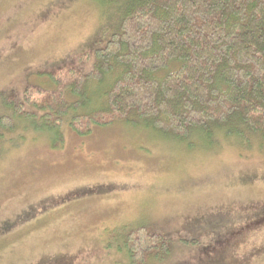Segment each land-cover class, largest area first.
Segmentation results:
<instances>
[{
    "label": "rangeland",
    "instance_id": "1",
    "mask_svg": "<svg viewBox=\"0 0 264 264\" xmlns=\"http://www.w3.org/2000/svg\"><path fill=\"white\" fill-rule=\"evenodd\" d=\"M113 11L108 0H0V103L24 89L40 98L28 81L75 60ZM29 138L0 147V264H127L115 243L139 226L172 246L147 264H264V146H189L117 123L65 130L55 147Z\"/></svg>",
    "mask_w": 264,
    "mask_h": 264
},
{
    "label": "trees",
    "instance_id": "2",
    "mask_svg": "<svg viewBox=\"0 0 264 264\" xmlns=\"http://www.w3.org/2000/svg\"><path fill=\"white\" fill-rule=\"evenodd\" d=\"M108 5L113 14L90 49L28 81L40 98L24 89L0 103V147L29 137L55 147L65 130L86 137L114 123L189 146L217 137L264 146V0ZM119 238L127 264L171 254L144 226Z\"/></svg>",
    "mask_w": 264,
    "mask_h": 264
}]
</instances>
